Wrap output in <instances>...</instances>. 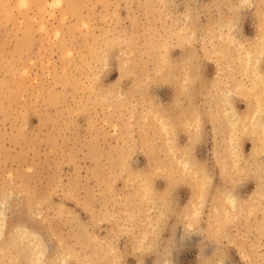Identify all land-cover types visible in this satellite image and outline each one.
I'll use <instances>...</instances> for the list:
<instances>
[{"label":"rangeland","instance_id":"obj_1","mask_svg":"<svg viewBox=\"0 0 264 264\" xmlns=\"http://www.w3.org/2000/svg\"><path fill=\"white\" fill-rule=\"evenodd\" d=\"M0 14V264H30L17 224L43 240L38 264H264V195L225 210V133L207 116L219 75L251 82L242 58L264 41V0H0ZM230 18L234 42L219 36ZM249 99L238 93V109ZM157 110L177 122L175 151ZM182 150L211 176L197 214ZM245 171L243 200L262 175Z\"/></svg>","mask_w":264,"mask_h":264},{"label":"bare ground","instance_id":"obj_2","mask_svg":"<svg viewBox=\"0 0 264 264\" xmlns=\"http://www.w3.org/2000/svg\"><path fill=\"white\" fill-rule=\"evenodd\" d=\"M225 23H226L227 31H225L224 34L221 32L222 35L219 36H221L222 40H227V42H234V37H235L234 33L236 31V28L235 30L233 29V27L235 26L234 20L230 18ZM224 30L225 29H223V31ZM261 38L264 40V36H260V40ZM263 52H264V41L258 42L255 45L254 49L251 50L245 49L243 53L244 57L242 59L246 63L245 69L248 73L247 75L251 76L250 77L251 82L237 86L230 85L228 80L225 79L224 76L219 75L216 79H214L213 90L208 95V100L210 102V105L209 108L207 109L208 110L207 116L212 121L216 130L222 128V130H224L225 133V138L222 139V143H224L225 145L223 144L221 149L217 150L216 155L218 162L220 164L221 172L223 175L227 177L229 184H226V186H224L221 189V191L216 197L220 199V203L222 202V205L225 206V210L227 212L233 210L236 211L237 213L238 211H242L246 208H250L254 206L253 202H257V200L261 198V196L263 197L264 195V165L261 161L264 160V69L261 67V59H262L261 56H264L262 55ZM242 92H244V95L249 96L250 99L248 100V104L246 108L243 110H239L235 103V97L238 93H242ZM160 112L161 111L157 110L153 114L154 116H156L157 120L159 121V126L162 128V130L165 131L167 135V138L169 140L168 144L170 143L169 146L170 149L172 148L175 151L176 148L174 145V143L176 142L175 128L177 122L172 121L173 119L171 120L169 116H167L166 114H161ZM189 116H190L189 119H187L188 121H186L184 125H186V127H188V129H190V131L193 132V143H195V140H197L201 136L203 116L201 111L198 110V108H196L194 105H193V111H190ZM244 137L245 138L248 137L252 141L251 149L246 154L242 150V141ZM185 150H182L181 153L182 155L180 156V158L178 157L177 160L178 163H180L181 166L185 168L184 170L187 169L188 173L190 172L188 170H192L191 168L193 166L192 204H193V213L197 214L199 212V206L203 201L205 192L208 186L210 185L211 176L209 171L205 168V166H203V164L199 163L195 159L194 154H193V164H192L187 154V151ZM174 151L171 152L173 153ZM248 165H251L252 167L253 165H255L258 171L259 169H261L260 171L262 173L260 171L259 172L262 175L260 182L257 184V187L254 192L257 195L256 196L252 195L251 198L249 196L247 199L243 200V198L241 199L236 192L235 189L236 181L234 176L236 175V173L239 174L241 172H246L245 169L246 167H248ZM146 181L144 185L142 184L143 185L142 188L144 192L149 194L148 193L149 184ZM7 198H8L7 196L0 198V237L4 231L3 228L5 224L4 217H5V207L7 206V201H8ZM227 218H229V216ZM14 229H15L14 230L15 236L13 235L14 236L13 242L16 243L15 245H17V242L19 243L22 241L26 242V244L28 245L27 249H29L28 250L29 263L38 264L39 262H41L42 257H44L43 256L44 247L42 244L43 240H40L39 237L40 235H38L37 232L31 230L28 226L24 224H17ZM18 249L19 248L17 247V250ZM63 255L64 254H62L61 256L62 257L61 260L64 263H66L68 260H66V258L64 257L66 255L64 256ZM153 264H165V263H163V259H161L158 256ZM218 264H223V263H221V261L219 260Z\"/></svg>","mask_w":264,"mask_h":264}]
</instances>
